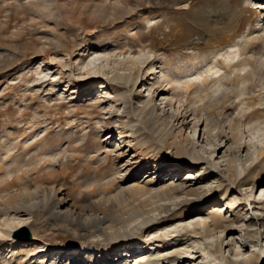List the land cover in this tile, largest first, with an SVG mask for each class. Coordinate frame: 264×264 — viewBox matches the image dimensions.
I'll return each instance as SVG.
<instances>
[{
    "label": "rangeland",
    "instance_id": "1",
    "mask_svg": "<svg viewBox=\"0 0 264 264\" xmlns=\"http://www.w3.org/2000/svg\"><path fill=\"white\" fill-rule=\"evenodd\" d=\"M70 1H74V4L67 15L60 14L57 17L59 12L53 10L60 20L58 24H54L52 19L44 18L39 12L40 8L35 5L0 4V152L3 151V142L13 143L20 139L22 144H26L25 147L38 140L40 150L53 151L85 133L86 152L100 148L99 152L103 155L104 150L110 151V160L103 164L104 168L98 171V176H101L103 171L109 172L115 153L124 151V157L122 156L123 159L119 162L122 166L130 157L137 158L131 160L137 164L136 171L126 183L145 193L142 192L136 199H130V205L139 209L147 207L150 212L153 211L152 216L162 210L161 220L147 224L141 231L122 241V246L116 253L111 251L109 262L96 264H168V259L175 254L173 251H180L184 246H188V252L193 256L182 257L178 264H204L205 258L199 252L198 246L206 242L205 240L219 237L222 239V252L228 259L227 264H232L230 261H235L236 264H264V208L258 205L264 200V165L259 161L248 166L241 180H235L236 170L233 166H227L228 160L235 158L236 162L248 163V155L252 151L250 141H254L253 135L263 137L264 130H249L247 118L242 124L239 122L242 111L237 101L231 104V96L226 99L220 96L218 106L209 110V119L196 126H191L195 120L192 111L181 108L182 111L187 110L185 116L188 122L183 134L188 135L204 157L220 166L219 171L215 170L207 178H202L201 183H197L206 172L203 163L176 169L164 166L163 161L157 158L151 162L153 166H148L145 161L151 159L150 151L137 154L134 147H129L130 142H122L112 133L105 131L100 136L94 134L97 118H107L109 107L108 100L99 92L100 89L104 93L107 92L106 83H102V79L90 72L94 66L109 71L118 66L112 60L136 55L141 51V45H144L145 52H150L151 58L156 62V75L159 77L168 69V76L173 77L179 72L178 59H185L193 53L207 56L215 49H221L223 52L228 44L239 42L240 37L249 31L254 32L256 36L253 43L256 45L253 49L255 52L264 48V32L261 31L264 26L263 0ZM60 2L61 0H57L58 4ZM103 2H106L105 5ZM49 3L51 9L56 8L54 2ZM235 27L237 29L234 31ZM125 33L130 47L120 51L114 48L113 39L123 38ZM145 70V75L139 76L137 84L130 90L132 96L139 91L142 96L150 95L153 91L158 92L159 88L156 87L147 89L153 81V75ZM71 77L81 79L84 83L76 87L75 83L68 82ZM169 77L164 80L169 81ZM166 81L163 86L167 91L153 96L157 105L163 96L171 92ZM258 83L259 81L252 86L256 94L260 87ZM258 102L260 100L256 99L251 109L245 111L248 115L263 119L264 103ZM28 105L31 107L30 114L21 118L16 110ZM68 109L75 110L76 114L65 118ZM166 109L172 111L168 106ZM33 111L38 112L41 125L46 126V129L43 134L25 135V131L29 132L31 129ZM198 113L204 118V113ZM113 121L117 126V118ZM230 121L233 126L240 124L243 139L234 140L231 143L232 149H226L230 143L225 138V134L230 135ZM205 126L216 134V138H205ZM63 128L69 135L61 133ZM13 151L14 149L9 150L8 154ZM139 155H142L141 159ZM252 172L255 173L254 177ZM219 179L220 186L213 189L208 198L196 201L195 206L186 201L180 208L165 212L162 207L169 206L174 200L192 198L193 191L184 195V192L177 190L165 198L155 194L166 184L177 183L179 180H186V185L189 186L185 190L188 191L209 183L217 184ZM233 181L234 183H231ZM58 185L62 193H68L77 206L91 198H99L104 191L102 186H98L93 194L86 193L80 197V191H87L85 185L78 186L62 179H58ZM105 190L101 201L115 195L117 191L114 187ZM219 194H223L218 198L221 200H215ZM6 196L7 194H3L0 202L6 201ZM16 197L18 196H13ZM229 200L234 201L232 207L226 204ZM42 209L41 206L33 208L31 213L25 210L18 212L20 219H26L30 224H23L12 231L11 238L16 239L12 251L11 245L8 247L9 242L0 243V253L3 249L9 253L8 257L0 260V264H26L25 256L21 255L22 248L25 247L24 252L30 257V262L49 264L54 259L59 260L62 254H58V251L65 248L62 252L68 251L61 260H68V264L80 263L72 261V255L75 254L73 251L82 243H91V239L86 235L72 234L48 224L42 219ZM213 216L219 218L218 227L212 230L209 238H203L202 228L195 223L202 218L209 222ZM219 227L226 229L220 231ZM193 229H196L197 233H194ZM252 230L260 232L259 242L250 236L249 231ZM165 231L171 232L163 239L167 240V243L160 247L163 240L153 239L152 235ZM27 232L30 234L29 238H26ZM32 242L33 245L30 246ZM41 242L47 244V251L35 252L34 246ZM159 249L164 251L158 253ZM166 253L171 255L166 256ZM252 253L258 255L257 258L243 262ZM10 254L13 256L9 258ZM214 264L220 262L215 261Z\"/></svg>",
    "mask_w": 264,
    "mask_h": 264
},
{
    "label": "bare ground",
    "instance_id": "2",
    "mask_svg": "<svg viewBox=\"0 0 264 264\" xmlns=\"http://www.w3.org/2000/svg\"><path fill=\"white\" fill-rule=\"evenodd\" d=\"M49 2H54L56 8L51 9L48 5L50 4ZM72 2L70 0H61L58 4L57 0H0L2 6L12 3L16 6L20 4L35 5L40 8L39 12L42 16L52 19L54 24L60 22L57 19L60 14L67 15L72 10L74 1ZM105 3L103 2V5ZM53 10L59 12L57 17ZM236 29L235 27L234 31ZM261 31L264 32V26ZM253 33L249 31L247 34L242 35V40L240 37L239 42L233 41L228 44L223 52L221 49H215L207 56L193 53L185 59H178L177 69H179V72L173 77L168 76V69L161 76L158 77L156 75V62L151 58L150 52H145L144 45H141V51L136 55L133 54L122 59L112 60L118 66L111 68L109 71L103 70L100 66H94L90 72L93 76L102 79V83H106L107 92L104 93L101 89L99 92L103 95V98L108 100L109 107L107 118H97L94 134L100 136L101 133L107 131L116 135L122 142H130L129 147H134L135 153L141 154L146 150L150 151L152 153L151 159L145 161L148 166H151V162L157 158L163 161L164 166L168 165V167L176 169H181L184 166L194 167L203 163L206 172L197 182L201 183L202 178H207L215 170L219 171L220 166L204 157L188 135L183 134V129L188 127L185 116L187 110L192 111L191 113L195 119L191 126H196L203 120L207 121L209 119V110L218 106L217 103H219L220 96L223 99L231 96V104L237 101L242 111L241 121L239 122L242 124L243 120L247 118L246 124L249 130L256 128L264 130V118H256L251 114L248 115L245 111V109H251L252 103L256 99L260 100L258 104L264 103V48L253 52L256 47L255 44L253 45L254 41H256V36ZM113 41L115 44L114 48L120 51L129 46L126 33L123 38L114 37ZM144 69L150 75H153V81L147 89L150 90L156 87L159 90L158 92L153 91L147 96H142L141 91H139L132 96L130 90L137 84L138 77L145 75ZM165 77H169L170 80H164ZM165 81L169 84L171 92L167 96H161L160 103L157 105L153 96H158L161 92L167 91L165 86H163ZM257 81H259L258 86L260 87L258 88L259 92L256 94V90L252 89V86L254 87ZM68 82L75 83L76 87L84 83L83 80L75 77H71ZM59 106L61 107V105ZM166 106L172 111H168ZM244 106L246 108L243 109L242 107ZM30 108L28 105L22 109L18 108L16 111L21 118H24L22 116L30 114ZM181 108L187 110L182 111ZM199 111L205 114L204 118L199 115ZM70 114L75 115L76 111L68 109L64 117L68 118ZM32 118L31 129L29 132L25 131V135H30L31 133L32 136L43 134L42 132L46 129V126L41 125L42 122L37 111H33ZM114 118H117V126L113 124ZM229 129L230 135L225 134V138L230 141L226 149H232L231 143L234 140L243 139L240 124L233 126L230 121ZM204 130H206L204 133L206 139L216 138V134L209 127L205 126ZM22 133L20 134L21 137ZM61 133L69 135L64 128L61 129ZM43 137L44 135L39 140ZM252 138L254 141H250L252 151L248 155V163L236 162V158L227 162V166H233L236 170V177L238 178L235 177V180L241 178L248 166L255 165L259 161H262L264 165V136L253 135ZM21 140H16L13 143L9 141L3 142L1 147L3 151L0 152V197L3 194H7L6 201L0 202V243L9 242L8 247L11 245V251L12 246L16 244V239L11 238L12 231L23 224H30L26 219H20L18 212L25 210L31 213L33 208L36 207H43L41 210L42 219L47 221L48 224L70 231L72 234L86 235L91 239V243H82L73 251L75 254L72 255V261L80 262L74 264L109 262L111 251L116 253L117 249L122 246V241L141 231L147 224L161 220L162 210L152 216L151 213L153 211L150 212V210L146 209L147 207L139 209L134 205H130V199H136L145 193L143 190L139 191L136 189L137 187L134 185H127L126 183V180L136 171L135 166L137 164L131 162L132 159L136 158L135 156L127 159L128 162L124 163L123 166H125L123 167L119 162L124 157V151L115 153L112 166L110 169L108 168L109 172L103 171V174L98 176V171L104 168L103 166L110 160V151L104 150L103 155L99 152L100 148L86 152L84 150L87 142L85 133L79 138L68 142L66 146L53 151L40 150L41 147L38 145V140L27 144L26 147L24 146L26 144L24 142L22 144ZM12 149L14 151L8 154V151ZM140 156L142 157V155H139V159H141ZM78 167L79 169H77ZM255 169L256 166L253 171ZM252 176H255L254 172H252ZM58 179L69 181L78 186L85 185L87 191H80V197L86 193L93 194L98 186H102L104 191L99 198H91L81 206H77L68 193H62L58 187ZM231 183H234V181ZM220 184L219 179L217 184L212 185V183H209L201 185L198 189L186 191L185 189L189 186L186 185V180H179L177 183L166 184L159 192L156 190L155 194L165 198L170 193L174 194L177 190L184 192V195L193 191L192 198L174 200L169 206L162 207L164 208L163 211L166 212V210L168 211L172 208H180L186 201L191 202L195 206L196 201H203L204 198H208L212 195V190L219 187ZM110 187L117 189L115 195L106 198L105 201H101L105 194L104 192H106L105 189ZM14 195L18 197L13 198ZM222 196L223 194L217 195L215 200H221L218 198ZM226 204L232 207L234 201L229 200ZM258 205L264 208V200L260 201ZM162 206L164 205L162 204ZM218 222L219 218L213 216L209 222L207 219L202 218L195 224L200 225L202 228L203 238L207 236L209 238L212 230L218 227ZM225 229L224 227H219L220 231H225ZM192 231L197 233L196 229ZM170 232L153 233L152 238L162 241L168 237ZM249 234L259 242L260 232L258 230L249 231ZM1 239L5 240L1 241ZM221 240L220 237L213 240L210 239V241L205 240L206 242L198 246L199 252L205 258L204 264H214L215 261H219L220 264H227L228 259L222 252ZM33 242L30 246L33 245ZM165 243H167V240H163L160 247H163ZM187 248L188 246H184L180 250L181 252L174 250L175 254L168 259V264H178L182 257L193 256L191 252H188L189 249ZM25 249L26 247L22 248L23 253L21 255L25 256L24 262L26 264H46L45 262H30V257L24 252ZM34 249L35 252L42 253L47 251L48 246L46 243L41 242L34 246ZM62 250L58 251V254H62L60 259H54L49 264H68V260H61L68 250L66 252H62ZM163 251L164 249H159L158 253ZM262 251V248H260L261 253ZM8 254L3 249L0 253V260H4L8 257ZM168 254L171 255L166 253V256H169ZM11 256L13 254H10L9 258ZM257 256L252 253L243 262H248L250 258L254 260ZM230 262L236 264L235 261Z\"/></svg>",
    "mask_w": 264,
    "mask_h": 264
},
{
    "label": "water",
    "instance_id": "3",
    "mask_svg": "<svg viewBox=\"0 0 264 264\" xmlns=\"http://www.w3.org/2000/svg\"><path fill=\"white\" fill-rule=\"evenodd\" d=\"M30 237V234L27 232L26 233V238H29Z\"/></svg>",
    "mask_w": 264,
    "mask_h": 264
}]
</instances>
